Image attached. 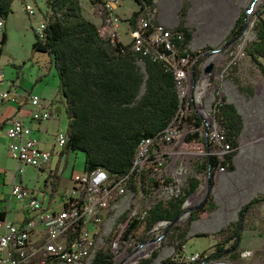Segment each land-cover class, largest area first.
I'll return each mask as SVG.
<instances>
[{"label": "trees", "instance_id": "obj_1", "mask_svg": "<svg viewBox=\"0 0 264 264\" xmlns=\"http://www.w3.org/2000/svg\"><path fill=\"white\" fill-rule=\"evenodd\" d=\"M11 0H0V51L5 42L2 23L11 11ZM43 5L42 36L37 39L32 34L30 51H43L53 69L56 86L54 101L60 104L65 116L63 129L64 140L57 153L78 150L82 153L83 169L103 168L109 175L125 173L131 163L134 146L139 138L150 136L162 129L178 113V98L173 85L171 71L164 67L160 60L140 55L116 36L101 34L94 22L81 13L80 0H40ZM90 5H97L101 16L100 0H86ZM135 9L126 17L128 25L137 33L136 18L147 17L146 11L153 5V0H131ZM24 1H21V3ZM253 38L243 46V53L255 67L264 82V66L259 57L264 58V0H260L253 13ZM182 10L178 12L177 22L169 27L178 31L180 38L172 40L175 50L184 49L189 55L197 54L208 46L195 50L187 48L190 37L189 28L182 24ZM244 14L233 20L223 36L224 41L234 39L244 24ZM153 20V19H151ZM155 21V20H153ZM206 53L196 58L200 62ZM140 62V64L137 63ZM193 71L198 72L195 67ZM213 89L211 114L223 133L228 150L221 160L212 156H202L199 163L193 162L194 171H207L208 186L216 161L225 169H231V156L237 145V136L242 123L234 105L227 101L223 94ZM188 114H181L180 119L187 120ZM189 122L196 126L198 119L193 111ZM195 136L184 135L186 141ZM136 174V178H132ZM264 179V165L262 166ZM58 174L51 170L48 173V184L52 189L56 185ZM155 185L156 180L143 170L130 172L125 187L132 191L146 193L147 184ZM197 184V178L189 175L175 196L167 199L155 198L144 209L141 217L135 214L126 218L127 209L120 211L114 218L109 232L104 236V245L98 246L88 260V264H113V252L109 245L110 237L115 233L117 224L122 223L118 238H131L142 241L150 238L152 225L163 220L168 223L175 220L183 210L181 206L186 195ZM118 196H114L115 201ZM264 193H256L243 201L235 210L232 219L210 232L213 242L211 250L199 252V257L188 261L196 264L201 259H229L236 254L237 240L241 230L247 229L258 234L264 233ZM215 207L212 194L207 189L200 202L187 207L184 225L173 230L169 236L172 250L178 251L185 239L186 225L203 212ZM204 231L193 235H206ZM226 249V250H225ZM154 251L150 252L153 255ZM149 258H140L133 264H146ZM162 264L174 262L172 255L161 259Z\"/></svg>", "mask_w": 264, "mask_h": 264}, {"label": "built area", "instance_id": "obj_2", "mask_svg": "<svg viewBox=\"0 0 264 264\" xmlns=\"http://www.w3.org/2000/svg\"><path fill=\"white\" fill-rule=\"evenodd\" d=\"M119 0H100V24L105 27L104 35L116 36L115 27L118 16L114 12ZM21 7L26 15L31 16L34 8L27 2ZM43 18L39 16L32 22L31 31L37 39L42 36ZM1 29V19H0ZM128 42L131 50L150 59L160 60L164 67L171 71L173 85L178 98V113L159 131L150 136L139 138L136 142L131 163L128 170L120 175H109L103 168L74 169L69 174V187L63 193L48 201L39 198L32 188L19 182H12L8 189L9 196L23 201V214L18 223L0 220V264H78L89 260L98 248L97 231L107 208L114 202V196H119L125 187V182L133 170H143L145 174L156 180L155 185L148 183L152 190L148 200L143 203L134 202L127 210L126 218L132 214L141 217L144 209L155 198L167 199L175 196L177 190L173 188L172 179L162 172V161L159 156V146L174 139L193 134L189 142H199L202 146V156H212L217 161L222 159L228 150L223 139V133L211 114L213 98L212 87H207L210 79L221 80L227 68L236 60L240 51V44L207 47L197 54L189 55L184 49L175 50L172 40L180 38L178 31H171L160 21H153L149 17L137 20V33H130L127 28ZM215 53L219 59H203L196 63L197 56ZM209 64L206 71L202 70ZM198 72L193 71V68ZM2 80L0 71V81ZM14 90L0 87V103L13 98ZM30 104L29 118L43 119L50 116L48 106L50 102L41 100L35 94L25 93ZM193 111L197 117L196 126L189 122L193 119ZM188 114L187 120L180 119L181 114ZM3 132L7 153L16 161L15 172H21L24 165L41 167L49 158V151L40 148L35 138L29 134V126L19 116L4 118ZM64 140L63 131L53 134V144L60 147ZM216 161L213 173L223 170ZM207 177V171H203ZM136 178V174L132 176ZM163 221V220H159ZM158 222V221H157ZM155 222V223H157ZM165 222V221H163ZM155 223L152 225L154 228ZM120 228L122 223H118ZM120 230V229H119ZM119 230L111 238V250L116 242L124 249L130 242L133 247L141 248L150 244L155 238L134 241L131 238L119 239ZM120 243V244H119ZM113 255L116 253L112 250ZM112 255V259H113ZM185 261L173 264H188L199 257V252H190ZM201 259L199 262H204ZM222 264V263H219Z\"/></svg>", "mask_w": 264, "mask_h": 264}, {"label": "rangeland", "instance_id": "obj_3", "mask_svg": "<svg viewBox=\"0 0 264 264\" xmlns=\"http://www.w3.org/2000/svg\"><path fill=\"white\" fill-rule=\"evenodd\" d=\"M24 1L34 8L31 16L26 15L19 8L18 0H13V5L17 9L14 13L10 11L4 19L5 42L0 51L2 77L0 85L4 86L9 80H14L18 87L28 89L34 83L39 64H36L30 55L29 44L32 34L27 27V22L32 18L37 19L43 5L40 0ZM259 1L153 0L152 7L146 11V16L150 19L160 21L165 26L171 27L177 22L178 12L182 10V24L190 31V37L186 43L190 50L198 49L204 45L215 47L232 45L235 42L240 44L241 49L235 56V62L227 68L222 79L214 81L210 79L206 88L216 89L217 93L223 94L225 99L234 105L242 119V126L237 136V145L230 159L232 168H224L214 173L212 171L209 186L204 172L202 170L196 172L193 169V162L199 163L202 160L201 152L203 149L199 142H189L181 137L159 146V156L163 164L162 172L172 179L173 188L178 191L189 175L197 178L196 187L186 195L181 204L183 210L174 221L168 223V228H164L166 223L163 221L155 223L150 237L155 238L156 235L161 234L158 239L152 240L150 244L141 248L133 247L132 251L130 250L134 242H130L124 249L120 243L118 245L116 242L113 248L116 252L113 255V264H133L140 258H149L146 264H162L161 259L170 254L174 260L173 263H177L185 261V256L190 252L203 250L204 253H207L211 250L213 242L210 232L232 219L241 201L256 192L264 191V179L260 177L264 165V82L243 53V46L253 38V13L257 10ZM118 4L122 8L120 14L117 15L118 22H123L127 28L126 17L131 11L130 6L134 7L135 4L131 0H119ZM80 9L87 18H92V16L100 13H98L97 5H90L86 0H80ZM241 13L244 14L243 27L234 39L224 41L222 38L227 29ZM261 17L264 28V15ZM137 20L138 18L135 22ZM96 26L101 34L105 33L106 28L102 27L100 22H96ZM119 39L125 41L122 37ZM205 57L207 60L219 59L215 53H209ZM258 59L264 66V58L259 57ZM137 63L140 64L139 61ZM48 77L49 75H47ZM49 87V79H46L44 89ZM31 92L35 93L34 89ZM62 118V114H60L57 124L59 131L64 129ZM1 140L0 135V142ZM71 152L67 157L63 173H66L71 162H73V169L81 168L82 153L78 150L73 151L72 159ZM146 188V193H142L124 187L123 192L110 204L99 223L97 246L105 244L104 236L109 232L114 218L120 211L130 209L134 202L138 204L149 199L152 190L149 185ZM207 189L212 194L215 207L188 222L184 235L185 239L179 250L173 252L169 243L170 233L184 225L187 207L197 205ZM261 210L264 211V205L261 206ZM119 229L120 225L117 224V229L109 241ZM197 231H204L207 234L193 235ZM151 251H154L153 255H150ZM214 260L226 261L230 264H264V233L258 234L252 230H241L234 258L232 260ZM209 261L205 260L204 263ZM78 264H88V260Z\"/></svg>", "mask_w": 264, "mask_h": 264}, {"label": "crops", "instance_id": "obj_4", "mask_svg": "<svg viewBox=\"0 0 264 264\" xmlns=\"http://www.w3.org/2000/svg\"><path fill=\"white\" fill-rule=\"evenodd\" d=\"M21 1L24 0H18L20 9H22L20 3ZM9 5H10L11 13H14V11L17 8L13 5V0L10 1ZM79 5H80V1H79ZM130 7H131L130 10L135 9V6L134 7L130 6ZM121 11L122 8L120 4L116 5L114 8V12L117 15H119ZM99 12L100 11L98 10V13ZM39 16L37 18H39ZM89 19L95 24L96 22L99 23L100 15L96 14ZM34 20H36V18H32L27 22V27L31 34H32L31 25ZM3 26H4V20L2 23V29L4 30ZM128 27H129V31L131 30L132 33L133 29H131V27L128 25L127 22V28ZM127 28H126V24L119 21L117 23V30L115 31L116 36L118 38L122 37L125 40H127L128 39ZM31 41L32 39H30V42ZM30 55L35 60L36 64H39L36 77L34 78V83H32L31 87H29L28 89L20 88L18 87V84L16 85L14 83V80H9L4 86L0 85L1 88L9 87V88H13L14 90V95L12 99L0 103V135L2 137V140L0 142V220L5 219L15 223L21 221L23 214V201L16 200L13 197L9 196L8 189L12 182H19L24 186L32 188L39 198H41L43 201H48L54 198L55 196L56 197L60 196L63 193V191L69 187L70 185L69 174L72 170H74L72 167L73 162H71L66 173H63V170L65 169L67 157L70 153L63 152L58 154L57 151L59 147L53 144V134L56 131H59L57 130V124L60 118V114H62L63 117L62 121L63 124H65V116L62 112V108L59 103L53 100L55 97V86H56V79L53 69L49 63L47 55L43 51L33 50L30 52ZM42 74L44 75L41 76ZM47 75H49L48 78ZM46 79H49L50 87L44 89V85L46 84ZM33 89L35 93L31 92V90ZM25 93L37 94V96L41 100L49 101L50 105L48 106V109L50 111V116L47 118L37 119V120L30 119L28 115V110L30 109L31 106L27 101V99L25 98ZM10 115L19 116L21 120L29 126V134L33 138H35L37 145L40 148L47 149L49 151V158L47 162L41 167L36 168V167L24 165L22 167L21 172L19 173L15 172L16 161L6 151L5 136L3 132V127H4L3 120L5 117ZM73 155L74 152H71L72 159H73ZM51 170H54V172L58 174V180L56 182V185L52 189L49 187L48 184V173ZM260 177L262 178V171L260 173ZM256 193H264V191L256 192ZM243 201H241V203Z\"/></svg>", "mask_w": 264, "mask_h": 264}, {"label": "water", "instance_id": "obj_5", "mask_svg": "<svg viewBox=\"0 0 264 264\" xmlns=\"http://www.w3.org/2000/svg\"><path fill=\"white\" fill-rule=\"evenodd\" d=\"M209 68V64H205L203 67H202V70L203 71H206L207 69ZM226 250V249H225ZM219 264V263H222V264H230L226 261H220V260H210L208 263H204V262H198L196 264Z\"/></svg>", "mask_w": 264, "mask_h": 264}, {"label": "bare ground", "instance_id": "obj_6", "mask_svg": "<svg viewBox=\"0 0 264 264\" xmlns=\"http://www.w3.org/2000/svg\"><path fill=\"white\" fill-rule=\"evenodd\" d=\"M130 33H131V30H130ZM214 264V263H213Z\"/></svg>", "mask_w": 264, "mask_h": 264}]
</instances>
